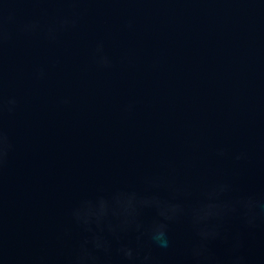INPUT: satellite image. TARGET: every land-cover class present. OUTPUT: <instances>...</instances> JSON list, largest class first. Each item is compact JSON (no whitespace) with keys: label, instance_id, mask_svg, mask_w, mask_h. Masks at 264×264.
Instances as JSON below:
<instances>
[{"label":"water","instance_id":"95a60500","mask_svg":"<svg viewBox=\"0 0 264 264\" xmlns=\"http://www.w3.org/2000/svg\"><path fill=\"white\" fill-rule=\"evenodd\" d=\"M0 264H264V0H0Z\"/></svg>","mask_w":264,"mask_h":264},{"label":"clouds","instance_id":"9594fccd","mask_svg":"<svg viewBox=\"0 0 264 264\" xmlns=\"http://www.w3.org/2000/svg\"><path fill=\"white\" fill-rule=\"evenodd\" d=\"M156 239L160 240V239H161V237H157ZM128 255H130V253H129Z\"/></svg>","mask_w":264,"mask_h":264}]
</instances>
